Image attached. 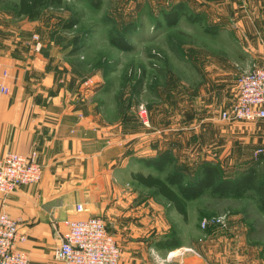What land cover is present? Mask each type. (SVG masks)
Returning a JSON list of instances; mask_svg holds the SVG:
<instances>
[{
  "label": "rangeland",
  "instance_id": "obj_1",
  "mask_svg": "<svg viewBox=\"0 0 264 264\" xmlns=\"http://www.w3.org/2000/svg\"><path fill=\"white\" fill-rule=\"evenodd\" d=\"M17 1L0 0V10L13 18ZM179 2L184 15L169 25L165 14L172 16ZM31 21L57 27L59 40L77 47L69 57L81 83L100 79L92 98L101 119L153 132L146 145L152 149L161 128L165 143L173 142L161 151L173 157L163 171L133 160V172L164 178L183 169L188 175L199 162L210 161L228 176L253 166L264 181V119H221L239 77L264 57V0H62L60 6L45 5ZM115 39L126 47L112 43ZM257 148L262 151L255 153ZM132 173L129 183L139 185ZM156 193L150 189L147 195ZM186 209V219L168 212L181 236L244 235L258 264H264V211L254 194L207 192L188 201ZM219 217L227 221L225 229L203 225Z\"/></svg>",
  "mask_w": 264,
  "mask_h": 264
},
{
  "label": "crops",
  "instance_id": "obj_2",
  "mask_svg": "<svg viewBox=\"0 0 264 264\" xmlns=\"http://www.w3.org/2000/svg\"><path fill=\"white\" fill-rule=\"evenodd\" d=\"M15 16L0 10V84L9 89L0 92V155L34 152L41 166L37 183L0 197V212L26 236L18 248L32 262L62 264L52 256L61 221L98 215L121 248L119 264H258L244 235L181 236L168 214L175 207L129 183L133 160L145 164L173 142L165 143L161 128L152 149L153 132L101 119L92 98L100 79L78 80L69 57L76 46L59 40L55 26Z\"/></svg>",
  "mask_w": 264,
  "mask_h": 264
},
{
  "label": "built area",
  "instance_id": "obj_3",
  "mask_svg": "<svg viewBox=\"0 0 264 264\" xmlns=\"http://www.w3.org/2000/svg\"><path fill=\"white\" fill-rule=\"evenodd\" d=\"M8 91L7 86L0 84V92ZM221 119H264V57L239 77L234 99L229 108L221 112ZM260 151L262 148H257L255 153ZM40 178L41 166L34 152L7 151L0 155V197L5 198L19 186L37 183ZM75 211H84L82 203L75 204ZM226 222L219 217L204 221L203 225L210 223L224 229ZM61 223L64 229L52 250L55 260L62 264H119L121 248L103 217L65 218ZM25 238L18 220L0 212V264H39L18 248V243Z\"/></svg>",
  "mask_w": 264,
  "mask_h": 264
},
{
  "label": "trees",
  "instance_id": "obj_4",
  "mask_svg": "<svg viewBox=\"0 0 264 264\" xmlns=\"http://www.w3.org/2000/svg\"><path fill=\"white\" fill-rule=\"evenodd\" d=\"M62 0H18L14 3L17 16H26L36 19L45 5L60 6ZM183 2L174 5L175 11L172 16L167 13L165 19L167 24L173 25L184 15ZM193 21H199V17H189ZM112 43L122 47L126 44L124 40H112ZM77 48V47H76ZM147 165L163 171L165 167L173 162V157L168 152H160L156 158L145 160ZM132 178L142 185L151 187L169 201L181 214L183 219L187 218V202L210 193L219 197L239 198L254 194L258 207L264 211V181L259 180L258 170L247 167L234 175H226L220 165L210 161L199 162L196 170L186 175L183 169L169 172L164 178L151 173L133 172Z\"/></svg>",
  "mask_w": 264,
  "mask_h": 264
}]
</instances>
